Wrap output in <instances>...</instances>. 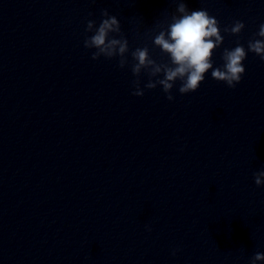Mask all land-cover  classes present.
Here are the masks:
<instances>
[{
  "label": "clouds",
  "instance_id": "clouds-1",
  "mask_svg": "<svg viewBox=\"0 0 264 264\" xmlns=\"http://www.w3.org/2000/svg\"><path fill=\"white\" fill-rule=\"evenodd\" d=\"M173 2L177 4L178 15H172L167 27L153 37V46L159 48L168 58L167 62H157L153 59L147 46L137 47L130 52L129 42L122 33L120 21L117 16L110 15L108 9L101 10L102 19L98 26L94 20L87 21L85 30L92 35L87 36L83 43L86 49H95L91 57L93 60L101 56L106 59L118 57L119 67L123 69L129 65L130 52L131 72L137 77L133 81L135 89L133 95H144L139 80L142 71L149 77L144 87L155 89L157 85L161 86L163 92L167 94V99L171 101L174 99L171 92L177 81H180L178 91L181 94L196 92L205 80V74L211 70L214 80L226 83L229 88H235L245 74L243 62L249 52L264 61L262 23L255 34L259 39L255 37L250 39L247 42V50L239 42L234 48H224L223 65L214 67L213 53L223 45L225 39L221 34L219 21L209 15L206 9L190 10L185 0ZM244 28L245 24L237 20L231 26H226L223 32L239 36ZM161 75L162 78H158ZM254 182L257 186L264 184V170L254 173ZM257 261H264V253L256 252L253 255L252 264H256Z\"/></svg>",
  "mask_w": 264,
  "mask_h": 264
}]
</instances>
